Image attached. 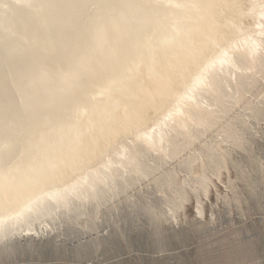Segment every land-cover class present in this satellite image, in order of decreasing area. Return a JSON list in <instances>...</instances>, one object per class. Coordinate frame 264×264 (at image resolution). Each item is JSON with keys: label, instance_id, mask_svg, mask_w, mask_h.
I'll return each instance as SVG.
<instances>
[{"label": "bare ground", "instance_id": "6f19581e", "mask_svg": "<svg viewBox=\"0 0 264 264\" xmlns=\"http://www.w3.org/2000/svg\"><path fill=\"white\" fill-rule=\"evenodd\" d=\"M263 52L264 0H0V211L18 205L0 222L127 157L129 142L176 156L172 132L191 143L228 112L220 71L264 73Z\"/></svg>", "mask_w": 264, "mask_h": 264}, {"label": "rangeland", "instance_id": "374dc122", "mask_svg": "<svg viewBox=\"0 0 264 264\" xmlns=\"http://www.w3.org/2000/svg\"><path fill=\"white\" fill-rule=\"evenodd\" d=\"M229 68L217 73L229 103L215 128L197 129L191 143L172 132L176 156L129 142L127 157L114 153L22 218L2 220L0 264H264V73ZM196 99L221 112L215 93Z\"/></svg>", "mask_w": 264, "mask_h": 264}]
</instances>
